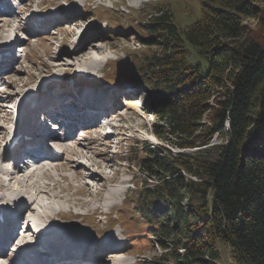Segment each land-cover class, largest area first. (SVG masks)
Wrapping results in <instances>:
<instances>
[{
  "label": "trees",
  "instance_id": "1",
  "mask_svg": "<svg viewBox=\"0 0 264 264\" xmlns=\"http://www.w3.org/2000/svg\"><path fill=\"white\" fill-rule=\"evenodd\" d=\"M256 2L264 4L201 0L198 18L181 28L158 7L129 25L146 50L127 79L153 92L154 133L196 148H134L133 160L155 180L130 202L162 250L148 264H219L217 242L234 264H264V32L245 23L264 28Z\"/></svg>",
  "mask_w": 264,
  "mask_h": 264
},
{
  "label": "rangeland",
  "instance_id": "2",
  "mask_svg": "<svg viewBox=\"0 0 264 264\" xmlns=\"http://www.w3.org/2000/svg\"><path fill=\"white\" fill-rule=\"evenodd\" d=\"M134 1L12 0L11 7L13 9H8L9 16L7 18L9 19H6L5 16H0V46L5 44L4 36L1 34H5L8 31L9 35L5 41H22L24 53L19 58H15V56L14 58L9 57L7 60L10 63L7 62L3 65L8 67L4 71L5 79L1 86L6 92L0 95V98L9 100L11 94L18 92V96L10 100L16 103L25 102L26 107L37 108L38 106L36 107V105L40 102H45V105L52 102H63L65 104L70 102V100H74L75 104L80 101V105H82L83 102L79 100L80 96L91 97L92 100L97 97L96 93L98 91L103 92V94L104 92L113 91L114 94L116 93L119 96L116 103H113V108L111 107L112 103L107 101L110 106V112L106 118L107 124L100 128L101 131L106 130L108 132L109 130L113 132L110 139H106L104 132L98 134L96 128L92 125L83 127L87 131L83 138L75 137L74 139V141L80 142L83 146L88 145L92 149V151L89 149L86 152H88V157L93 158L94 161L106 163L108 166H115V175L112 173L113 169L109 167L107 170H103L105 175H113L112 181L107 184L111 192L115 191L111 203L113 205H105L101 201L103 208L101 207L91 213L86 206L81 209V207L65 204V207L69 208V211L75 217L62 219L56 217L51 222H44V227L55 228L51 234L61 238L64 237L57 234L59 230L56 225L59 224L61 229L69 227L71 229L80 228L86 230L85 236L93 235L100 240L113 237V240L117 239L119 245L124 238H128L129 241H125V245L121 247V252L118 254L120 259L124 260V264H148L162 250L155 243L153 234L144 232L146 225L137 223L135 218L131 216L132 205L130 202L133 201L136 191L141 186L145 183L155 182V180L138 168L136 161L133 160L136 152L134 148L140 147L142 144L150 147L161 145L172 152H192L195 148L180 149L174 147L154 133L151 122L153 119L150 120L152 117L154 118V111L151 107L154 101L153 92L145 89L140 84L129 82L127 79L129 76L131 78L133 73L136 74L135 63L138 59L136 53L142 52V49L146 50L141 36L129 25L135 26L141 20L147 21L149 16L153 15L157 8L160 7L170 11L173 22L176 25L180 28L184 27L191 24L200 15L201 0H149V2L141 1L137 3H134ZM83 2L85 6L80 11V6ZM255 4L264 10V4L259 2ZM26 10H31V12L41 16L47 14L42 21L43 25L39 28V32L36 30L31 31L29 26H27V15L22 14V11ZM70 10H75L78 18L60 21V19H64L65 13ZM1 20H11V28L2 25L3 21L1 23ZM75 22L78 23L74 24ZM28 23L38 29V25L34 24V22L28 21ZM245 23L253 32H264L263 27L259 29L256 19H245ZM48 25H50V28L43 31ZM122 25H127L128 28H122ZM69 30H72V35L69 34ZM89 32L94 33V35L98 33L95 36L97 39L88 40V43L94 41L97 43L96 46L100 48L98 53H96L99 62L95 69L90 71L83 70L82 72V68L77 65L70 67L60 65L55 69L50 67V64L59 60L56 58L58 54L62 53L60 57L65 59L72 56L66 53V51L71 53L69 49L72 47L71 41L76 40V37L82 39ZM80 34L82 35L80 36ZM23 37L26 39L20 40ZM18 51L19 49L16 48V52ZM64 51L66 55L63 53ZM11 53L13 52L11 51ZM106 61L110 63L105 64ZM202 66V69H205L206 63L202 62ZM128 70H131V72L129 73ZM119 75L126 78L122 79L118 87L112 82L117 80ZM99 97L102 99V96ZM103 100L105 99L103 98ZM87 104L89 105V101L85 105L88 106ZM2 106H0V115L9 117L7 115V107ZM113 111L118 112V115L112 116L111 113ZM0 124L4 125L1 120ZM13 127L11 123L9 128L12 129ZM219 140L220 138L214 135L211 143ZM35 146L39 147L40 145ZM69 153L70 151H67L63 158H70ZM73 157L71 158L73 159ZM63 158L57 162L63 161ZM77 160L84 162L83 164L88 163L86 160L83 161L84 159ZM76 161L74 160V164ZM87 169L90 170L91 167H87ZM39 177L38 179L42 181H48L40 175ZM59 184L58 188L56 187L57 190L65 186L68 190L64 193L68 194L69 197L88 198V194L78 196L72 193L75 192V189H79L83 184L82 181L61 180ZM113 201L116 202L113 203ZM55 202L56 200L52 204ZM0 206H3L2 202H0ZM75 213L83 215H78V218ZM72 222L78 224L74 225ZM115 222H120L122 228H119V226L111 228ZM23 227L24 224L22 225ZM19 239L16 236V242H19ZM216 246L220 253L219 264H234L229 257L228 246L222 242H217ZM49 248L53 251L57 250L51 246ZM8 253L4 256H8Z\"/></svg>",
  "mask_w": 264,
  "mask_h": 264
},
{
  "label": "bare ground",
  "instance_id": "3",
  "mask_svg": "<svg viewBox=\"0 0 264 264\" xmlns=\"http://www.w3.org/2000/svg\"><path fill=\"white\" fill-rule=\"evenodd\" d=\"M137 2H140V0L134 1V3H137ZM75 17H77V12H75V10H70L66 13L64 19L62 20H65V21L71 20ZM77 23L78 22H75L74 24H77ZM3 24L7 25L8 27H11V23L9 20L3 21ZM69 34L72 35V30H69ZM1 35L4 36L3 40L7 38V34H1ZM81 35L82 34H80V36ZM93 35H94L93 33L89 34V38H95L96 35L94 36ZM87 36H88V33H86L84 38L78 39V43H77L78 48L75 52L70 53L66 51V53H69L70 55H72L69 58H67L68 60L60 57L62 53L60 55L58 54L56 58L59 60L57 62L55 61V63L50 64V67L55 69L59 67L60 65H66L68 67L77 65L78 67L82 68L81 69L82 72L83 70L90 71L92 69H95L96 65L99 62V60L96 57V53H98V50H100V48L96 46L97 43L95 42H91V41L89 43L83 42V40H85ZM63 53L65 54V51ZM11 95L10 97L9 96L7 97L14 99L13 97L18 96V92L16 94H11ZM46 110L47 109L45 108V111ZM28 114L29 113H27V115ZM111 115L117 116L118 112L113 111ZM152 119L153 117L150 120ZM3 120L6 121V119H3ZM34 121H35L34 124L37 127V119H34ZM6 122L8 123V121ZM8 128L9 127L7 125L0 124V141H2L4 137L9 134L10 131L8 130ZM96 130L98 132L97 128ZM112 133H113L112 131L108 130L107 135H105L106 139H110V137H112ZM35 138H37V135L35 136ZM37 141L40 142V140H37ZM45 141L46 143L41 145V151L37 152L39 154V157L37 156L33 157V158H36L32 160L34 164V168L30 169L29 171H26V169L29 168V165L25 163L22 166H18L16 163H13L10 167H4L3 165L6 163V158H5L6 155L5 153L0 155V190L6 188L5 193L0 194V201L4 202L5 208H6L5 210H8V208L10 209V207H14V210H16V214L6 216L5 218H3L4 220L3 223L0 224V237L3 239V240L2 239L0 240V245H5L4 248L0 249V264H7L8 262L7 257L4 256L5 253L7 252L8 244H10V248L14 245L17 247H26V245L29 242V239L27 238V236L31 237L33 234L31 228H29L30 223L33 222V225L36 224L42 227L41 234L43 233L48 234L50 236L49 237L50 240H57V239H60V237H55L56 235L51 234V232L55 228L44 227L43 222H51L54 220V218L56 219V217L61 218V219L75 217L71 213V211H69V208L65 207V204H67L68 206L81 207V209L83 206H86L89 208L90 211L91 210L95 211L97 209L99 210L102 207L101 206L102 203H100L101 201L104 202L105 205H110L112 203V199L114 197L115 191L111 192V190L107 187L108 186L107 184H109L112 181L113 175L112 174L105 175L103 170L109 167L113 169L112 173H114L115 175L114 165L108 166L106 163L97 162V161H94L93 158L88 157L87 155L88 152H86V150L91 149L88 145L83 146L81 145L80 142H75L73 145H69V141H65L63 139L61 140L50 139V141L58 144L62 148H65L68 152L70 151L69 156L71 157L74 156V157L73 159L71 157L65 158V159L63 158L64 159L63 161L52 163L48 159L40 158L46 155L50 156V153L46 151L47 149H49L50 144H48V141L46 139ZM39 147L37 149H39ZM84 150H85V153H84ZM20 153H23V152H18L17 155ZM55 159L57 160L58 158H55ZM77 159H81V160L84 159L83 161L86 160L88 163H85L87 164L85 165L83 164L84 162L82 163L80 160H77ZM74 160L75 161L77 160L75 164H74ZM87 167L88 168L91 167V169L88 170ZM39 175L41 177H44V179L48 181L40 180L42 178H40ZM38 177L40 179H38ZM69 179L71 181L72 180H75L78 182L82 181L83 184L79 187V189L78 190L75 189V192H72V193L78 196L88 194V198H85V199L80 198V197L74 198V197H69L68 194L67 196L64 192H66L68 188H66L65 186H64L65 188L63 187L57 190L58 188L57 186L60 185L59 182L61 180L69 181ZM10 185L12 186L10 187ZM8 187H10L11 189ZM52 200L54 201L56 200V202L53 204H50ZM114 202L116 201H113V203ZM112 205L113 204H111V206ZM37 208L41 210L40 214L35 213V209ZM7 212H10V211L8 210ZM24 217L26 220H24ZM35 219L37 223L35 222ZM24 222H26V224ZM23 224H24V229L21 230V225ZM72 224L75 225L78 223L72 222ZM56 226L59 230L57 234L59 236L64 237L63 242L65 243L66 246L72 245L80 249V252H77V251H73L71 249L65 248V252L63 253L62 256H60V259L63 258V260L65 261L61 263L63 264H93V263L95 264H124V260L120 259L118 255L122 249L121 247H119V245H116L114 243L108 244L107 246H103L100 249V251L93 254L91 251L88 250L87 247L84 246V248H82L81 243H80V239H83L86 237L85 236L87 232L86 230H83L80 228L71 229L69 227L61 229L60 224ZM17 229L18 231L21 230L19 231L20 232L19 242H16V240H12V237L15 234V231L16 233L18 232ZM65 235H68V236H65ZM106 251H109L108 255H105ZM104 256H108V257H104ZM55 261L57 262L58 259H55Z\"/></svg>",
  "mask_w": 264,
  "mask_h": 264
}]
</instances>
